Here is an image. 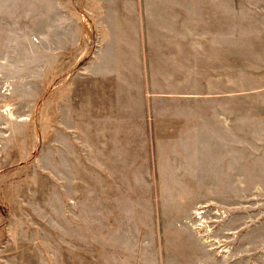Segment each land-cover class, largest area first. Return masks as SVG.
<instances>
[{
  "label": "rangeland",
  "instance_id": "1",
  "mask_svg": "<svg viewBox=\"0 0 264 264\" xmlns=\"http://www.w3.org/2000/svg\"><path fill=\"white\" fill-rule=\"evenodd\" d=\"M64 1L0 0V264H264V109L258 81L247 80L243 174L214 175L213 189H199L197 182L211 176L203 180L190 165L181 175L177 144L165 141L167 136L161 143L135 138V156L128 162L107 158L101 143L78 135L77 125L76 134L69 130L78 123L77 73L98 46L100 30L85 0H72L71 10ZM255 5L264 7V0H231L232 33L260 41L264 29L256 26ZM244 14L252 15L247 28L241 24ZM117 17L122 12L109 19ZM237 84L232 80V91ZM161 126L173 130L175 124ZM121 168L129 174L107 175ZM114 181L121 186L118 195L134 198L124 237H116L119 223L108 221V207L102 208L103 222L101 211L93 209L96 198L109 197L104 189ZM207 196L211 200L204 202ZM200 208L207 211L197 218Z\"/></svg>",
  "mask_w": 264,
  "mask_h": 264
},
{
  "label": "crops",
  "instance_id": "2",
  "mask_svg": "<svg viewBox=\"0 0 264 264\" xmlns=\"http://www.w3.org/2000/svg\"><path fill=\"white\" fill-rule=\"evenodd\" d=\"M67 1L70 10L75 7L72 0L64 4ZM85 2L100 33L98 46L77 73L78 123L69 124V130L76 134L74 124L77 125L78 135L83 132L90 142L101 143L107 158L126 162L134 159L135 138L161 143L167 136L165 141L177 144L172 148H176V158L181 161V175L188 173L184 168L190 165L203 180L211 176L209 182H197L202 190L213 189L210 186L214 185V175L243 174L248 78L258 81L256 91L264 109V40L252 41L239 31L232 33L231 0ZM255 6L256 26L262 23L263 30L264 7ZM121 12L125 17L109 19ZM64 14L71 17V13ZM244 15L241 24L247 28L252 15ZM232 80H238V88L233 91ZM232 96L237 104H232ZM70 105L75 108L74 103ZM164 121L174 122L173 130L162 129ZM68 140L72 141L70 136ZM121 170L107 175L129 174L127 168ZM119 188L118 182H112L104 189L112 194L96 198L93 208L101 211V222L103 206L109 208L108 221L116 219L119 223L116 226L120 236L116 237L126 235L134 208V198L118 195L115 190ZM86 197L91 200V196ZM204 200L211 199L207 196ZM82 231L81 228L78 233ZM93 231L95 237L100 234L95 228ZM107 238L103 236L102 240L108 242ZM148 242L141 241L143 247Z\"/></svg>",
  "mask_w": 264,
  "mask_h": 264
},
{
  "label": "bare ground",
  "instance_id": "3",
  "mask_svg": "<svg viewBox=\"0 0 264 264\" xmlns=\"http://www.w3.org/2000/svg\"><path fill=\"white\" fill-rule=\"evenodd\" d=\"M206 211H207V209H204V208H200L198 210H195V212H194L195 217L202 218ZM203 220L205 221V219H203Z\"/></svg>",
  "mask_w": 264,
  "mask_h": 264
}]
</instances>
